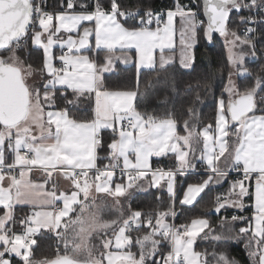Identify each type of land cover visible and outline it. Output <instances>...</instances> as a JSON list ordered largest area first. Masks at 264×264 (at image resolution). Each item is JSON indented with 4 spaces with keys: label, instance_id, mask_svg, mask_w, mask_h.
<instances>
[{
    "label": "snow or ice",
    "instance_id": "6c2138e0",
    "mask_svg": "<svg viewBox=\"0 0 264 264\" xmlns=\"http://www.w3.org/2000/svg\"><path fill=\"white\" fill-rule=\"evenodd\" d=\"M10 3L14 15L0 20V100L6 99L12 88L19 89L21 104L35 94L40 105L39 125H47V136L53 139L46 142L44 133L37 136L25 129L23 135L17 132L13 136L10 132L0 140V264H30L41 229L48 231L51 225L59 236L58 230L66 227L72 205L80 196L81 185L74 179L77 171L86 175L92 170L97 172L98 192L119 198L129 195L138 180H148L150 188L158 192L157 200L161 193L168 198V206L155 213L146 215L138 209L130 212L128 219L103 242L104 264H238L227 245L239 242L244 243L250 264H264V109L257 103V94L264 89V77H258L244 92L234 91L231 86L233 75H250L246 65L258 56L256 43L264 33L260 27L264 16L252 13H264V0H191L187 5L173 0L172 7L159 12L140 7L126 9L120 0H107V5L104 0H61L51 11L46 9L44 0ZM3 15L0 11V17ZM177 17L185 50L182 67H194V48L203 29V38L209 43L214 33L224 38L229 67L238 69L229 71V81L215 100V119L199 129L186 122L185 135L169 132L166 123L152 118L125 116L135 108L137 93L127 89L108 92L100 87L104 73L114 71L115 63L106 57L104 64L99 65L95 58L101 50L128 48L137 65L138 84L139 73L146 67H155L158 58L169 50V40L171 50L175 49ZM231 25L247 27L229 33ZM229 34L232 40L228 39ZM29 40L30 48L40 54L37 66H26L39 76L32 86L10 63L21 41L29 48ZM237 48L250 51L239 52ZM69 93L78 98L103 94L106 102L102 106L94 102L97 114H102V123L70 117L68 105L72 101L65 100ZM128 97L132 99L131 108L124 107ZM58 100H63L65 106L61 107ZM4 115L0 112V127L6 126ZM172 127H176L174 122ZM109 128L113 138L106 145L108 159L118 162L98 168L99 152L105 149L103 133ZM152 157L169 158L171 166L158 162L153 167ZM34 170L44 173L39 183L31 179ZM66 170L70 175L65 179L72 180L74 190L52 193L53 200L61 201L62 206L33 207L19 220V228L13 227L14 206L25 202L21 197L27 195L37 205L52 203L43 199L46 185L57 172L63 175ZM117 170L122 182L115 180ZM188 176L198 178L188 182ZM217 186L224 190L212 195V207L206 210L220 217L215 224L204 215H193L180 225L169 221L178 214L196 212L204 196ZM249 209L250 215L237 214ZM229 212L233 214L228 215ZM237 223L241 224L239 228ZM141 228L147 231L134 239L131 233ZM198 240L207 241L211 252L195 251ZM165 243L166 252L162 251ZM133 244L138 253L131 251Z\"/></svg>",
    "mask_w": 264,
    "mask_h": 264
},
{
    "label": "trees",
    "instance_id": "16d2710c",
    "mask_svg": "<svg viewBox=\"0 0 264 264\" xmlns=\"http://www.w3.org/2000/svg\"><path fill=\"white\" fill-rule=\"evenodd\" d=\"M180 2L187 5L191 0H180ZM44 3L51 11L60 5L61 0H44ZM104 3L107 5V0H104ZM120 4L126 9L140 7L159 12L172 7L173 0H120ZM232 19L235 20V13L232 14ZM131 23L132 21L129 20V24ZM240 27L241 25H231L229 30L235 28L240 29ZM260 27L264 29V25ZM200 31L199 41L194 48L195 65L193 68L183 69L177 64H171L165 68L143 70L139 73L140 79L137 84L135 68L133 66L121 67L115 72L104 75V88L110 90L127 89L136 92L135 111L144 118L171 120L175 123L176 132L180 135L186 134L184 128L186 122L191 128H203L205 124L215 119V100L221 95V90L225 87L228 80L229 71H232V69H230L226 59L227 54L220 37L214 35L213 41L209 43L203 38V30ZM253 39H256V36ZM256 51L258 56L255 61L248 62L246 65L250 71V75L247 78H237L239 92L250 89L258 77H264V69H262V66H264V33H261L257 40ZM16 53L26 66L31 63L34 66L39 64L40 54L30 48V40L29 48L25 44ZM260 97H264V89L257 94L258 107L264 109V99ZM65 100L72 101L71 107L68 105L71 117L79 120H90L92 118L93 98L91 95L79 97L77 101L69 93L65 97ZM58 103L61 107L65 106L63 100H58ZM103 136L105 149L99 152L100 159L96 161L98 168H103L104 165L112 163V160L108 159L109 153L106 145L113 138V133L106 130ZM194 146L198 148L199 145ZM158 162L165 167L171 166L169 158H154L152 161L153 167H156ZM197 178L195 176H188L187 181L193 182ZM178 186L186 185H180L178 183ZM223 190L224 188L219 186L214 188L197 205L196 212H185L182 215L178 214L175 218L170 217L169 221L180 225L190 220L193 215H204L215 224L220 217L214 211L209 212L206 210L212 207V195L215 192H222ZM157 195L158 192L156 189H149L137 193L130 192L129 195L119 197L118 199L121 200V208H123V213L125 214L121 218H118L114 227L108 231L109 235L111 236L119 229L123 221L128 219L131 211L138 209L147 215L155 213L158 209L166 208L168 206L167 194L161 193L160 200L156 199ZM249 203L251 202L249 201ZM177 207H179L178 202ZM15 213L18 217L17 222L19 223V220L25 216L26 210L19 209ZM108 214L109 216L106 219L109 221L115 220L117 217L116 212L111 211ZM231 214L233 213H228V215ZM237 214L250 215L251 209L247 212ZM66 223L67 221H65ZM240 226L241 224L237 223L236 227L239 228ZM16 228H19V226L16 225ZM58 231L59 236L51 229L48 231L42 229L40 231V234L36 237L38 243L31 251V260L44 264L60 258H69L66 248L67 241L63 236L66 230L63 227ZM145 231L147 229L141 228L138 231H133L131 235L135 239L138 236H143ZM194 247L195 251L198 252H203L205 249L209 252L212 250L209 243L204 240H198ZM167 250V244L165 243L162 246V251L166 252ZM131 251L138 253V247L133 244ZM227 251L230 256L235 257L238 264H250V259L243 242L228 244ZM156 259H159V257Z\"/></svg>",
    "mask_w": 264,
    "mask_h": 264
},
{
    "label": "rangeland",
    "instance_id": "374dc122",
    "mask_svg": "<svg viewBox=\"0 0 264 264\" xmlns=\"http://www.w3.org/2000/svg\"><path fill=\"white\" fill-rule=\"evenodd\" d=\"M200 18L204 19L203 15H201ZM231 31L232 30H229V33H231ZM220 39L222 40V44L224 45V49L226 51L224 39ZM228 39L232 40L233 37L229 34ZM236 50L241 52L243 49L237 48ZM226 54L228 56L227 51ZM17 57L18 55L15 52V56L10 61V63L20 67L23 80L29 86H32L39 80V76L36 75L31 69H28L24 62L19 57L17 59ZM231 86L234 91H239L237 88V79L235 80L231 78ZM133 111L137 114V111ZM39 112L40 105L35 97V94H33L29 98L28 111L24 119L16 123L15 127H1V135L3 134V130L6 131L7 128L25 130L29 128L30 124H34L37 130L40 132H42L45 127L46 132L47 126L44 125V127L41 128L39 125ZM90 180L91 178L87 181L88 183L85 185V187L82 188L83 194H85L84 191L86 188L93 184V182ZM135 191L136 193L140 192L138 189ZM111 211L116 212L117 217L115 220L109 221L106 218L109 216L108 212ZM124 214L123 208H121V200L111 197L109 193H91L90 195L88 194L84 200L74 203L72 205V211L70 212L69 217L66 219L67 223L66 227H64L66 232L63 233V236L67 241L66 248L69 259L78 264L91 261L104 264V255L106 253V249L103 246V242L108 237H110L108 231L114 227L118 218H121ZM30 264H42V262H34L30 259Z\"/></svg>",
    "mask_w": 264,
    "mask_h": 264
},
{
    "label": "crops",
    "instance_id": "0c3cea01",
    "mask_svg": "<svg viewBox=\"0 0 264 264\" xmlns=\"http://www.w3.org/2000/svg\"><path fill=\"white\" fill-rule=\"evenodd\" d=\"M175 30H176L175 31V45H176L175 49L171 50V47H170L171 41L169 40V50L167 52H165L164 54H162L158 58V60L156 62V66L152 67V68L146 67L144 70L165 68L166 67V66H164L165 64L167 66H169L171 64H177L181 68L187 69V68L182 67V63L184 62V57H185V50L181 46L182 45V40H180V35H181L182 29H181V21H180L179 17H177L176 20H175ZM200 34H201V31H200ZM213 35H216V34L214 33ZM220 38L224 39L223 37H220ZM129 43H134V41H129ZM93 44H94V39H93ZM242 49H243L242 51L245 52V53H248V51H249L248 48H242ZM56 51H57V54H59V49H57ZM93 52H95V49H93ZM190 52H191V50L189 49L188 55H190ZM133 55H134V52H133ZM106 57L110 58L115 63V69H114V71L105 72L104 75L110 74L112 72H115L118 68L128 67V66H133L135 68V70H136V73H137V65L132 62V55L130 54V51H129L128 48H126V47L116 48L112 52H106L104 50H101L98 53H95L96 62L99 65H103L104 64ZM125 60L127 61V63L124 62ZM140 62L141 63H147V61H144V60H141ZM237 70L238 69H235V70H232V71H237ZM237 78H240V77H237L235 75L232 76V79L236 80ZM228 79H229V76H228ZM99 86L104 88L103 81L99 83ZM106 90L108 92L117 91V90H110V89H106ZM129 91L130 92H134L132 90H129ZM71 95H72V98H74L75 100L78 101L79 98L77 96H75L73 94H71ZM92 98H93L92 118L89 121L95 119L97 124H101L102 120H101L100 117H101L102 114H99V115L97 114L98 113V106H102L106 102V97L102 94L99 97L92 96ZM95 101H98V106L96 104H94ZM131 105H132V99H131V97H128L126 103L124 104V107L131 108ZM133 110H131L128 113H124V115L125 116H133L134 119L137 118L136 115H135L136 113ZM137 114H138V112H137ZM69 116H70V114H69ZM139 116L143 117L140 114H139ZM143 119L144 120H148L149 118H144L143 117ZM76 120L77 121H83V120H79V119H76ZM155 121L166 123L168 125V127H169V132L176 131V127L175 128L172 127V121L171 120H155ZM108 122H109V124H111V121H108ZM28 129L31 130L32 134L37 135V136H40L41 133H44L46 142H51V140L53 139V137H48L47 136V133L45 132V127H44V130L42 132H40V131L37 130V128H36V126L34 124H30ZM108 130L111 131L110 128ZM10 132H12L13 136H15V134L17 132H19L21 135L24 134V130H16L15 128H7L6 131L3 130V132H2L3 134L2 135H1V132H0V135H1L0 136V140H3L4 138L8 137ZM154 158H156V157H152L151 158V162L153 161ZM9 161L11 162V157H9ZM81 162L82 163H87L88 161H81ZM117 162L118 161L112 160V163H117ZM66 175H70V173L67 170L65 171V173L63 175L60 174L59 172H57L55 174V176L53 177V179L51 180V182L48 185H46L47 193L44 194L43 199L45 201H52V203H46V204H42V205H37L34 201H31V199L27 195L22 196L21 199L23 201H25V202L22 203V204H17V205L14 206L15 224L13 225V227H16V225L19 226V223L17 222V218L18 217H17V215L15 213L16 211L18 212L19 209L26 210V214H27L30 211L31 208L37 207V206L51 209V208H53V206L55 204H58L61 207L62 206L61 201L53 200L52 193L60 194V193L71 192V191L74 190L73 186H72V183H73L72 180L65 179ZM233 176H234V173H233ZM90 178H91L90 181H92L93 184H91L90 187L86 188V190L84 191L85 194L82 193V188L85 187V185L88 182L81 184V192H80V196H79V200L78 201L84 200L86 198V196L88 194L90 195L91 193H95V192L96 193H103V192H98L96 190L97 180H96V175L93 172L90 173ZM31 179H32L33 182L39 183V182H41L44 179V173L41 172L40 170H34L33 173H32ZM115 180H116V182H122V177H121V173H120L119 170H117ZM252 183H253V186H254V181ZM143 188H146V189H143ZM137 189L140 190V192H143V191H147L149 189H154V188H150L148 180H138L136 182V184H135V187H133L131 189V192L135 193L136 192L135 190H137ZM37 191H39V190H37ZM110 196L114 197L111 194H110ZM49 229H51V225H50Z\"/></svg>",
    "mask_w": 264,
    "mask_h": 264
},
{
    "label": "water",
    "instance_id": "95a60500",
    "mask_svg": "<svg viewBox=\"0 0 264 264\" xmlns=\"http://www.w3.org/2000/svg\"><path fill=\"white\" fill-rule=\"evenodd\" d=\"M0 11L4 13L3 17H0V20H7L9 17L13 16L14 13L11 8L10 0H4L3 3H0ZM13 65V64H12ZM16 69L19 70V73L22 77V72L19 67L13 65ZM7 71V67H5ZM23 78V77H22ZM29 98H27L23 104L20 102V93L19 89L12 88L9 90L7 98L0 100V112H4L3 117L4 124L6 126H12L24 119L28 111ZM67 261L68 264H78L70 260L69 258H60L57 260L49 261L44 264H57V262ZM83 264H99L96 262H86Z\"/></svg>",
    "mask_w": 264,
    "mask_h": 264
},
{
    "label": "built area",
    "instance_id": "2783aa9c",
    "mask_svg": "<svg viewBox=\"0 0 264 264\" xmlns=\"http://www.w3.org/2000/svg\"><path fill=\"white\" fill-rule=\"evenodd\" d=\"M46 9L50 11V9L45 5ZM247 15V14H246ZM252 15L256 16V17H260V16H263L264 13H260L259 11H256L255 13H252ZM247 25H241L240 27V30L242 31L244 28H246ZM255 37V34L254 36ZM247 38V37H245ZM26 44V42L24 41H21V44H20V48H22L24 45ZM69 107H71V105H69ZM133 117V116H132ZM134 119V118H133ZM125 127H127V122L125 124ZM93 172L95 175H97V172L95 170H92V171H89L86 175H82L80 173V171H77V174H76V177L74 178L75 180H77L79 182V184H83V183H86L89 179H90V173ZM60 206L58 204H55L53 206V208H59Z\"/></svg>",
    "mask_w": 264,
    "mask_h": 264
}]
</instances>
